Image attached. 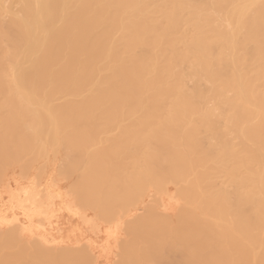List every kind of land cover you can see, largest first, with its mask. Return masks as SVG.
<instances>
[{"label": "bare ground", "instance_id": "bare-ground-1", "mask_svg": "<svg viewBox=\"0 0 264 264\" xmlns=\"http://www.w3.org/2000/svg\"><path fill=\"white\" fill-rule=\"evenodd\" d=\"M0 92V151L63 144L66 180L89 168L81 203L123 188L141 205L116 263L264 264V0H0ZM17 177L0 187V264L110 261L117 213L91 220L52 176ZM169 182L175 221L172 199L150 203ZM62 213L96 238L81 244Z\"/></svg>", "mask_w": 264, "mask_h": 264}, {"label": "rangeland", "instance_id": "rangeland-1", "mask_svg": "<svg viewBox=\"0 0 264 264\" xmlns=\"http://www.w3.org/2000/svg\"><path fill=\"white\" fill-rule=\"evenodd\" d=\"M7 92L5 91L4 92V94H6ZM0 95H2L1 94V92H0ZM3 96V95H2ZM0 98H1V96H0ZM3 98V97H2ZM3 111H5L4 109H1L0 110V113H3ZM126 117H124V118H122L123 119V122L125 121L124 119H125ZM121 120V119H120ZM122 122V121H121ZM126 122H127V119H126ZM42 131V130H41ZM41 131H39V132H41ZM112 132L110 133V131L109 132H107V133H101L100 135H99V139L101 140V136H103V138L105 139L106 138V136H107V138H108V140H107V142L109 141V139H110V136L111 135H114L115 133L117 134V132H118V129L116 130V132L115 131H113V130H111ZM42 133H43V131H42ZM107 134V135H106ZM41 135V134H40ZM43 135V134H42ZM41 135V136H42ZM104 135H106L105 137H104ZM117 136V135H116ZM44 137V136H43ZM115 137V136H114ZM120 137V136H119ZM112 139H113V137H111ZM116 138V137H115ZM117 139V138H116ZM111 140V139H110ZM103 141V140H102ZM104 141H106V139L104 140ZM113 141V140H112ZM46 142V141H45ZM110 142V141H109ZM48 145V146H47ZM39 146H40V148H39ZM39 146H36L35 148H34V150H32L31 149V151H29V149H27L28 150V152H30L29 154L27 153L26 154V152H27V150L24 152V155L22 154L23 153V151H22V153L20 152H18L19 154H16V155H13L12 154V152L10 151V155H9V152L6 154V152L4 153L3 151H0V152H2L3 154H2V157H3V159H1L0 158V187L4 184V181L6 180H11V179H14L15 177H17V175H19L20 177H21V179H20V177H17V178H19L20 180H24L25 182H28L27 180V178H29V179H33V178H36L35 179V181H40V182H42V183H45L46 182V180L45 179H48L49 177H53V179L54 180H56V183H57V187H58V189L59 188H61L62 187V191H63V193L66 195V197L69 199V198H71V199H75L77 202H76V207L79 209V211H80V213L81 212H85L86 214V216L88 217V218H90L91 220H95V221H98V220H100V218L98 217V216H96V212H100V210L101 211H103V210H105V209H108V207H109V209H111V210H109V212H114L116 215H115V221L116 222H119V224H120V235H119V238L117 239V241L116 242H114V250H113V253L111 254V256H110V261L107 263V261H104L103 259H101L100 261H99V263H103V264H114V263H116V259L117 260H119L120 259V255H122L123 253H122V249H123V247H122V245H123V242H124V240L125 239H127L128 237H129V235H127L128 233H129V231L126 229V228H128V225L130 224V222H131V219H133V217L135 216L134 214L135 213H141V212H144L142 209L141 210H137V209H139L140 207H141V205H139V204H135L134 202H133V204L131 203L132 201L131 200H128V199H126L127 198V195H128V190L127 189H123L122 188V182L120 183V181H121V178H125V175H126V173H127V170H126V172H123V174L125 173V175L123 176V177H121V178H117L118 180V182L120 183L119 185H122L121 186V188H122V190H123V192H121L120 194H121V197H120V195H118L119 196V199L117 198V200H113V199H115V198H113V199H111L110 197H109V199L108 198H106L107 200H109V202L110 203H112V204H106L107 202H105V204L104 203H102V202H104V201H107V200H105L104 199V201H101V200H97L96 202L94 201V200H96L97 199V197L95 198L94 196L96 195V196H98V186L96 187V189H95V191H96V193H95V191H93V190H91V191H93L92 192V198H94L93 199V201L94 202H92L93 204L95 203V204H98V202L100 203V204H98V205H95V207L93 206V205H90V203L88 202L87 203V205H84L83 203H81L79 200H78V191L75 193L74 191L76 190V188H81V186L82 185H80L82 182H80L81 180L83 181V179H81L83 176H81V177H79V175L82 173L81 172V170L83 171V173H84V169L86 170H88L89 168L88 167H81L80 169L78 168L77 169V171H74V173H73V171H70V174H71V172H72V176H69V178L66 180V178H67V170H68V172H69V170L70 169H66L65 170V166H64V164L61 162V161H63V160H66V158H65V154H66V151L65 150H63V148L65 147V145H64V147H63V144H58V145H55V146H51L48 142L46 143V145L45 146H43L44 148H46V150H47V154H48V156H46V153H43V151L41 150V148H42V145H39ZM47 146V147H46ZM63 147V148H62ZM39 148V152H38V155H37V157H36V159L37 160H35L34 161V163H32V164H30V166H31V168H29L28 169V167H29V165H27L26 166V168L28 169L27 170V175L25 174H23L24 173V169H25V165L26 164H28V162L30 161V158L31 157H34L33 156V154L34 153H36V152H34V151H36L37 149ZM55 148H57V150H55ZM36 149V150H35ZM65 149V148H64ZM40 150L42 151V152H40ZM34 152V153H33ZM44 152H45V150H44ZM57 152V153H56ZM14 153V152H13ZM52 153H54V154H52ZM1 154V153H0ZM43 154V155H42ZM57 154V155H56ZM12 155H13V157H12ZM1 156V155H0ZM18 156V158H21V159H18V158H16ZM53 156H54V158H53ZM63 156H64V158H63ZM6 157H9L10 159L8 160V158H6ZM115 156L113 155L112 156V161L113 160H115V158H114ZM13 158V159H12ZM29 158V161H27V159ZM59 158V159H58ZM114 158V159H113ZM16 159V160H15ZM18 159V160H17ZM32 159V158H31ZM35 159V158H34ZM47 160V161H46ZM117 160H119L118 158H117ZM13 161V162H12ZM32 161V160H31ZM57 161V162H56ZM111 160H109L108 162H110ZM9 162V163H8ZM12 162V163H11ZM25 162H27L26 164H25ZM43 162H45V163H43ZM61 162V163H60ZM66 162V161H65ZM118 162H120V160L119 161H117V163ZM7 163V164H6ZM51 163H52V165H51ZM60 163V164H59ZM22 164L24 165V166H22ZM61 164H63V166L61 165ZM113 164H114V162H113ZM121 164H122V162H121ZM121 164H120V166L119 167H121ZM44 166L43 167V169H45V170H43L42 171V166ZM48 165V166H47ZM61 165V166H60ZM66 165V164H65ZM34 166V167H33ZM53 166V167H52ZM114 169H115V167H117V165L115 166V164L114 165H111ZM110 165H109V169H110V167H111ZM122 166H125L124 164L122 165ZM38 167H39V169H38ZM56 169H55V168ZM61 167V168H60ZM64 167V168H63ZM126 167V166H125ZM124 167V168H125ZM53 168H54V170H53ZM61 169V172H60V169ZM68 168V167H67ZM124 168H123V170H124ZM108 168H107V170H109ZM114 169H113V173H114ZM117 169V168H116ZM126 169V168H125ZM127 169H129V168H127ZM53 170V171H52ZM86 170V171H87ZM2 171V172H1ZM40 171H41V173H40ZM66 171V172H65ZM110 171H112V169L110 170ZM109 171V172H110ZM118 171V170H117ZM52 172V173H51ZM53 172H55V173H53ZM116 172V171H115ZM39 173V174H38ZM80 173V174H79ZM119 173H120V171H119ZM32 174V175H31ZM79 174V175H78ZM111 174V172L110 173H107V175L105 176V177H107L108 179H109V175ZM30 175L31 176H33V177H30ZM35 175V176H34ZM81 175H83V174H81ZM117 175H119V174H117ZM15 176V177H14ZM47 176H49L48 178H47ZM111 176V175H110ZM119 176H121V174L119 175ZM37 177H39V179L37 178ZM114 177H116L115 175H114ZM111 178H113V177H111ZM111 178L109 179V180H107V182L106 183H108V185L109 184H111V182H110V180H111ZM123 178V179H124ZM38 179V180H37ZM75 179H78L79 181H77V183L80 185L79 187L77 186L76 187V185H78V184H76V183H74V181H75ZM81 179V180H80ZM122 179V180H123ZM34 180V179H33ZM70 180V181H69ZM125 180L126 179H124L123 180V182L126 184V182H125ZM23 181V182H24ZM116 181V180H115ZM72 183H74V184H72ZM113 183V182H112ZM114 184V183H113ZM124 184V185H125ZM61 185V186H60ZM72 185V186H71ZM75 185V186H74ZM106 185V184H105ZM60 186V187H59ZM70 186H71V188H70ZM95 186H96V184H95ZM95 186H92L93 188L95 187ZM167 188H164V189H156V188H153L152 189V196H151V201H150V203H152V204H158L159 205V203L160 202H162V201H164V200H167L168 198H170V199H172V209H170L169 211H168V213L167 214H169L168 215V217H169V219L170 220H173V221H175V218H176V215H177V212H178V209L180 208V205H181V199L178 197V196H176V198H173L174 197V195H177V191H176V184L175 183H173V182H169V183H167ZM124 188H125V186H123ZM73 188V189H72ZM120 188V187H119ZM92 189V188H91ZM61 190V189H60ZM71 190H72V192H71ZM78 190V189H77ZM127 190V192H125ZM168 192L167 193V195H165L166 194V192ZM69 191V192H68ZM126 194H125V193ZM122 194H125V196H126V198H125V196H123ZM153 194H154V196H155V199L153 198L152 199V197H154L153 196ZM156 194V195H155ZM124 198H123V197ZM156 197H157V199H159V201H157L156 202ZM91 198V199H92ZM120 198L122 199L123 198V200H121V202H120ZM91 199H89L88 201H91ZM98 199H99V197H98ZM111 199V200H110ZM161 199H162V201H161ZM179 199V203L178 202H176V200H178ZM119 200V201H118ZM126 200V201H125ZM154 200H155V202H154ZM87 201V200H86ZM112 201V202H111ZM117 201V202H116ZM130 201V202H129ZM113 202L115 203V207H116V204H118V202L119 203H121L120 204V206L121 207H123V208H120V206L118 205V207L117 208H115V210L116 209H118V211L117 212H115V210L113 209L114 208V206H113ZM126 204H125V203ZM159 202V203H158ZM80 203H81V205H80ZM123 203H124V205H123ZM128 203V204H127ZM134 204H135V207H134ZM78 205H80V206H82V207H80V206H78ZM101 205H105V206H101ZM110 205H112L111 207H110ZM133 205V206H132ZM100 206V207H99ZM101 207H102V209H101ZM105 207H107V208H105ZM113 207V208H112ZM94 208V209H93ZM126 208V209H125ZM122 209L124 210V211H122ZM128 209V210H127ZM95 210V211H94ZM107 211V210H106ZM123 212H124V214H123ZM133 212V213H132ZM123 214V215H122ZM166 214V215H167ZM122 215V216H121ZM132 217V218H131ZM99 218V219H98ZM131 218V219H130ZM68 220V222L70 223V224H72V226H75L76 225V227H78V228H80L79 230H75L74 232H72V234H75V235H72L73 236V238H76V237H79V239H80V241H81V244L82 243H84L86 240L85 239H87V238H96V234H95V232H93V228L91 227L92 225H90V224H86L84 221H83V218L82 217H79V216H69L67 213H62L61 214V217H60V222H65V221H67ZM122 220V221H121ZM129 220V221H128ZM101 221V220H100ZM125 222V223H124ZM125 224H126V226H125ZM62 226L64 227V229L66 228H68V226H67V224H62ZM124 227H126L125 229H124ZM9 230V229H8ZM8 230H6V232H8ZM124 230V231H123ZM126 230V231H125ZM11 231H12V229L9 231L10 232V234H12V236L14 237L15 236V233H14V235H13V232L11 233ZM5 232V233H6ZM66 232V231H65ZM55 235L56 236H60L58 233H55ZM131 236V235H130ZM7 237L8 238H6V239H8L9 241H10V243L12 244L13 242H15V241H13V238H11V240H12V242H11V240L9 239V236H8V234H7ZM5 239V240H6ZM14 239L15 240H17V238H16V236L14 237ZM8 240H6L7 241V243L9 244V242H8ZM17 242V241H16ZM121 244H120V243ZM118 243L120 244V245H118ZM3 244H4V241H3ZM5 245V244H4ZM13 246L15 245V244H12ZM7 246L8 245H6L5 247L7 248ZM9 246H10V244H9ZM1 248V247H0ZM11 248V247H10ZM13 250H15V249H17V246H16V248H12ZM12 249H8L7 248V250H9V251H11ZM31 248L29 247V249H28V251L30 250ZM34 249V248H33ZM170 249V248H169ZM122 250V251H121ZM34 251V250H33ZM167 251H168V253L169 254H167ZM166 251V254H165V256L166 257H168L169 258V255L171 256V254H170V252H169V250H167ZM30 252V251H29ZM172 252H173V250H172ZM31 253H32V251H31ZM35 253H37L38 254V252L36 251V249H35ZM40 253V252H39ZM117 253V254H116ZM118 253H122V254H118ZM173 255H174V252L172 253ZM172 255V256H173ZM38 256V255H37ZM41 256H42V254H41ZM163 256H164V253L161 255V257L159 258V262L162 260V259H164L163 258ZM36 257V256H35ZM122 257H124V255L122 256ZM122 257H121V259H122ZM38 258V257H37ZM59 259H60V261H61V263H62V261L64 262V260H63V258L61 257H59ZM58 259V260H59ZM167 259V258H166ZM165 259V260H166ZM66 260V259H65ZM56 261V260H55ZM69 261V260H68ZM71 261L72 260H70V262L69 263H67V260L65 261V264H70L71 263ZM115 261V262H114ZM57 262V261H56ZM114 262V263H113ZM158 262V263H159ZM164 260H162V262H160V264H166V261L164 262ZM83 263V262H82ZM85 263H87V262H85ZM98 263V264H99ZM62 264H64V263H62ZM89 264V263H88ZM90 264H92V263H90ZM94 264V263H93ZM116 264H118V262L116 263Z\"/></svg>", "mask_w": 264, "mask_h": 264}]
</instances>
